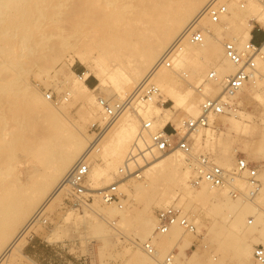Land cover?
I'll use <instances>...</instances> for the list:
<instances>
[{"label": "bare ground", "instance_id": "6f19581e", "mask_svg": "<svg viewBox=\"0 0 264 264\" xmlns=\"http://www.w3.org/2000/svg\"><path fill=\"white\" fill-rule=\"evenodd\" d=\"M61 1L63 0H55L50 5L47 19L50 25L57 27V30L63 31L73 18L80 19L79 22L82 25L93 28L98 25L103 27L102 30L98 27L93 33L97 34L94 44L89 39L82 41L81 47L73 52L71 62L75 60L89 68L98 86L107 89L111 97L116 98L117 101L128 96L133 97L140 86L149 80L155 83L160 93H163L176 107L181 98L174 90V77L188 63L193 64L192 70L196 72L208 67L215 71L216 79L210 81L212 84H207L209 89L206 87L214 95L221 92L225 77L236 70V67L224 57L223 43L220 41V38L221 40L224 38L221 31L227 28H219L218 25H222L225 17L234 15L233 7L243 9L247 0L239 6L236 0H219L226 7V13L220 16L219 23H211L208 18L202 16L210 0H78V5L71 15L66 14L67 11L62 7ZM246 7L250 14L248 19L251 18L256 23H264V8L260 0L249 1ZM36 9H38L36 0L34 2L0 0V66L26 56L25 53L17 52L15 49L25 46L24 40L27 32H19V29L12 24L16 23L20 17L27 18L28 13ZM33 18L32 22H35L37 17ZM195 21H198L199 27L203 29L202 43L199 45L182 43L171 69L161 68L153 71V67L160 61L163 53ZM253 27L254 25L247 20L243 22L241 32L232 28L231 33L238 40V42H232L238 48L241 47L250 38ZM94 35H91V38H95ZM2 39L8 40V43L2 45ZM11 39L12 41H9ZM6 46L9 47L5 48ZM205 57L212 62L221 61V67L203 63L202 60ZM261 70H264V58L256 60L255 69L247 83L252 78L256 89L264 91V75L260 73ZM23 75L24 70H21L16 74H10L6 79L0 78V85L10 81L11 78L18 79L15 94L22 97L20 101L14 93L9 94L0 86V113L2 114L0 117V264H14L16 260L18 261L29 236L28 232H24L27 223L39 211L52 208L61 201L63 196L67 197L66 175L78 158L88 152L97 141L96 148L89 156L87 182L90 189L95 191L105 188L103 186L112 180L111 174L119 171L118 166H125V158L128 154L133 155L135 151L133 144L140 151L148 149L143 154L139 152V156L135 159L138 165H142L141 168L137 166L138 170L142 169L140 173L132 174L133 178L142 179L135 191L143 192L157 185L159 195H168L177 199L173 205L179 206L197 227L200 223L199 218L187 212L189 207L203 205L216 213L224 211L223 220L217 224H214L216 221H212V227L208 229L209 233H213L218 238V249L222 252H231L237 258V264H256L251 255L252 244L264 246V218L260 212L253 213L255 224H253L254 219L248 220L250 226H247L244 218L248 213H252L251 207L248 204H241L238 196L233 197L228 189H209L205 185L196 189L192 188L188 182L190 174L191 176L193 174V171L191 173L189 171L188 157L178 148L158 155L154 154L155 151L148 148L150 130L144 132L140 128V132L136 134L138 132L137 119L131 118L126 111L111 126L106 127V133L104 132L105 135L103 134L101 140H99L100 136L91 141L90 137L70 124L65 113L58 106L56 109L50 108L48 102L30 87ZM35 77L37 78V75ZM86 77L87 74H85ZM78 83V87L73 91H67V95H72L73 99H71L76 103L79 101L82 106L85 103L86 106H91L94 101L90 99L89 94L95 89H89L83 82ZM247 83L241 89L246 87ZM253 97L258 96L253 94ZM62 100H65L64 97ZM107 101L111 100L108 98ZM152 103L154 102L135 105V111L130 112H135L142 121H149L151 128L153 125V127L158 126L163 129L172 121V113L169 108L161 110ZM23 106L28 111L34 110L37 114L41 126L47 132L42 137L24 138L25 123L29 120V116L25 114ZM152 110L156 112L154 121L141 118L140 115L149 118ZM197 114L199 113L196 109L189 106L185 118H195ZM230 114L229 124L232 132L229 131L234 134H246L248 126L243 123L246 120H242L238 114ZM211 120L208 126L211 125ZM202 129L205 128L190 133V136ZM205 135L209 139L214 138L212 131L206 130ZM261 136L256 152L264 155V135ZM143 146L145 148L142 149ZM142 157H145V161L142 160L144 164L140 160ZM92 158L94 164L91 166ZM211 159L213 163L222 168L228 167L227 161L217 164L218 162ZM185 162L188 167L184 166ZM127 167L129 171L124 177L131 176L133 165L129 162ZM114 183L118 188V182ZM235 183L240 189L243 181L237 180ZM126 185L128 187V184ZM175 185L182 190L172 189ZM168 188L171 190L169 193H167ZM94 200L102 202L97 195ZM159 200L162 201V198L160 197ZM88 208L94 215H101L105 221H110L108 218L115 211L113 206H108L102 213H98L97 208L93 206H88ZM125 217L126 215L120 221H125ZM155 224V221L145 217L136 228L135 235L142 243ZM241 228L253 230L257 234L251 240H247L240 237ZM183 235L184 232L174 226L168 234L159 236V242H155L160 248L155 249L156 255L164 256L172 244ZM140 249L136 248L129 256L130 261L139 264H158L155 259H150ZM182 257L179 258L185 264L184 261L188 257L185 253H182Z\"/></svg>", "mask_w": 264, "mask_h": 264}, {"label": "rangeland", "instance_id": "374dc122", "mask_svg": "<svg viewBox=\"0 0 264 264\" xmlns=\"http://www.w3.org/2000/svg\"><path fill=\"white\" fill-rule=\"evenodd\" d=\"M54 1L55 0H36L38 9L30 11L27 18L20 17L16 20V23L12 24L16 29H19V32H27L24 40L25 46L20 49H15L17 52L20 51L25 53L26 56L2 64L0 66V78L6 79L10 74H16V72L24 70L23 76L26 78L30 87L35 90L42 99L48 102L49 107L56 109L58 106L59 109L65 113L72 126L78 128L79 131L90 137L91 141H94L96 131H94V128L91 126L94 123L99 126L105 125V120L102 118L101 108L97 103V98L100 97L104 100H108L109 98L111 101L117 100L111 97L107 89L98 86V82L89 68L81 65L75 60L71 62V59L73 58V52L81 47L82 41L89 39L94 44V41L97 39V34L94 35L93 33L97 31L98 27L101 28V30L103 27L98 25L95 26L96 28H93L91 26L82 25L79 22L80 19L73 18L65 26L63 31L57 30V27L50 25L47 20L50 12L49 7ZM247 1L246 5L252 0ZM30 2H34V0H30ZM236 3L239 6L240 3L244 4L245 1L236 0ZM61 4L62 7L66 9V14L71 15L78 5V0H63ZM246 5H243V9L241 7L239 9L233 7L234 15L225 17L222 20V25H218L219 28H227V30L223 29V31H221L222 37H224V40L220 38L222 43L229 39H231L229 41L238 42L236 36L231 33V30L233 28L241 32L243 22L247 20L254 25L251 30L253 37H255L256 40H260L261 32L257 31L256 28H264V23H256L254 20H251V18L248 19L247 17H249L250 14L246 9ZM241 13L242 15H240ZM33 17H37L35 22H32L34 19ZM253 29L255 31H253ZM91 35H94L95 38H91ZM9 41H12V39ZM6 43H8V40L2 39V45ZM8 47L9 46H6L5 48ZM202 61L203 63H209L211 66L216 65V67H221L222 65L221 61L216 60L212 62L208 60V57H205ZM192 69L193 64L188 63L184 69L181 72L179 71L178 75L174 77L173 87L181 98L178 106L174 107L173 103L163 93H161L158 102L152 103L161 110L164 108L170 109L172 121L167 124V130L169 132H172L171 129L174 127H176V130L180 127L181 119H185L189 106L194 107L197 113H199V98L194 88L201 82L211 68L208 67L199 72L193 71ZM182 72L187 74L186 78L181 77ZM260 73L264 75V70H261ZM85 74H87L86 78ZM35 75H37V78ZM78 77L82 78L80 79ZM17 80L11 78L10 81L0 86L7 90V93H14L21 101L22 97L19 94H15ZM78 82L85 83L89 89H95L94 92L89 94L91 97L90 99L94 101V104L92 103L91 106H86L85 103V107H83L84 105L82 106L79 101L76 103L72 100V95H67V91H73L78 87ZM208 83L211 82H207L204 85V93L208 97L217 96L208 90ZM206 87L208 89H206ZM6 88H10L11 90L9 91ZM48 93L52 95L51 101L46 100L45 94ZM253 94H257L258 97H253ZM63 97L65 100H62ZM57 98L61 100L58 102ZM229 103L232 105V109L228 114L211 120V125L206 126L205 129L200 130L198 133H194L192 136H189V138L191 139L192 155L194 157L204 154L210 155L209 157L213 158L215 162H218L217 164L227 161L228 167L225 166L224 168L232 169L236 157L241 156L245 158L246 161L256 166L258 178L262 183V187L254 198L248 199L244 196L247 193L244 182L241 183L240 189L237 187V183L235 184L237 189L242 193L241 196H238L240 203L248 204L251 207L252 213H248L244 218V221L248 224V220H253L254 214L257 212H260L262 218H264V155L256 152L257 143L261 140V135H264V91L261 89L257 90L254 80L251 78L246 87L229 98ZM17 109L20 113V107ZM23 110L25 114L29 116V120L25 123L24 138H38L46 134L47 132L44 130V127L41 126L34 110L30 109L31 111H28L26 108ZM126 112L131 118L135 117L134 119H137L136 124L138 132L136 134H138L140 132L142 120L139 119L135 112ZM230 113L238 114L242 120H246V122H243L248 126L246 134L231 133L232 131L229 124V118L231 117ZM1 115L0 113V117ZM149 115V118L143 117L142 115L140 116L144 120L154 121L156 119L155 110H152ZM159 129L158 126L153 127L152 125L150 132ZM105 130L106 128L104 129L106 133ZM206 130L213 132V139H209V137L205 135ZM104 132L101 133L100 140L103 138V134L105 135ZM132 146L134 148L135 144ZM143 148L144 146L142 149ZM135 153L136 151H134L133 155ZM95 154L94 156H96ZM154 154L158 155L160 153L154 152ZM127 157L125 159H127ZM143 159L145 161V157L140 158L142 164H144L142 161ZM188 159L190 170L189 168L186 169L191 173L194 160L190 157H188ZM93 161L94 159L91 161V166L94 164ZM137 166L141 168L142 165ZM137 166L131 168V176L129 177H124L126 174L121 175L118 172L111 174L112 180L106 186H103L107 187L114 182H118L117 189L121 194L119 203L121 206L120 208L115 204H104L99 200H94L89 205L97 208L99 211L98 213L104 212L108 206H113L115 211L114 214L108 218L110 221L103 220L101 215H94L89 208L83 209V211L63 209V200L65 199L63 196L61 201L54 207L45 210L48 214V221L50 224L47 228L39 227L34 231L32 239H27L26 244L21 250V255L18 257V261L16 260L17 262L15 261L14 264H78L80 260L83 259H85L86 264H139L129 260V256L136 248H140L139 245L142 243L139 237L135 235L136 228L142 223L145 217H149L151 220L155 221V212L163 207L175 204L177 199H173L168 195H159V187L157 185L143 192L140 190L135 191L137 186L142 182V179L132 177L142 170H138ZM184 166L188 167L186 162ZM118 168L120 167L118 166ZM133 170L138 172L136 173ZM89 182L91 181L89 180ZM126 184H128V187H126ZM172 189L178 191L179 188L175 185L172 186ZM167 190V193L171 192L169 188ZM160 197L162 201L159 200ZM115 212L117 213L115 214ZM187 212L192 216L197 215L199 218V226L197 227V225H195L196 234L190 235L184 233L181 238L177 239L172 244V246L176 243L178 244L179 257H182V253H185L188 257V259L184 261L185 264H237V258L231 252L220 251L218 249V238H216L213 233L208 232V229L212 227V221H216L214 224L222 221L225 212L216 213L203 205L189 207ZM206 212L209 215L206 214ZM125 215V221H120ZM113 222L114 224H112ZM253 224H255V219ZM247 226H250V224ZM154 227L155 225L152 227L151 231L147 233L146 239L153 233ZM239 234L240 237L251 240L257 233L250 229L241 228ZM159 240L156 242H159ZM191 244H193V247L190 251H186ZM253 246H255V244H252V248ZM155 249H160L158 243H155ZM141 252L144 253L142 250ZM156 256L155 260L157 262L163 257L157 256L158 258H156Z\"/></svg>", "mask_w": 264, "mask_h": 264}, {"label": "built area", "instance_id": "2783aa9c", "mask_svg": "<svg viewBox=\"0 0 264 264\" xmlns=\"http://www.w3.org/2000/svg\"><path fill=\"white\" fill-rule=\"evenodd\" d=\"M243 5V3H240ZM262 8H264V0H260ZM226 13L224 3L219 0H210L207 4L202 16L208 18L211 23H219L220 16ZM261 32L260 40H256L251 36L241 47L232 41L223 42L224 57L236 67L233 74L225 77L221 93L215 97H208L204 93V84L216 79L214 70H209L201 82L194 88L199 98V114L195 118L181 119L179 130L173 128L172 132L167 130V125L163 129L149 132V149H153L158 153H165L174 148H178L185 156L194 160L193 174L189 179V185L192 188H199L205 185L209 189H228L233 197L241 196L242 193L236 188V181L242 180L247 188V193L244 195L248 199H252L259 192L262 183L258 178L256 166L246 161L245 158L237 156L234 166L231 170H226L215 163L208 155H192L190 133L198 129L208 126L209 121L216 119L219 116L228 114L232 105L229 103V98L235 95L249 80L251 73L255 69L256 60L264 58V28H256ZM203 40V29L199 27L198 21L190 24L185 31L170 45L163 53L160 61L155 64L153 71L161 68L171 69L173 61L181 49L182 43L186 42L193 45H199ZM182 78H186V73H181ZM82 78V77H78ZM161 96L158 86L148 81H145L137 93L132 97L128 96L120 101H107L100 97L97 98V103L101 108V114L105 125L99 126L93 124L95 138L98 139L101 133L107 126H111L117 118L125 111H135V105L146 104L148 102H158ZM47 100H52L50 93L45 94ZM151 123L142 121L141 131H149ZM100 140V139H99ZM98 141L92 145L88 152L80 156L71 167L69 173L65 177V185L67 187V197L63 200V209L81 210L88 209V206L97 197L104 204H115L120 206L121 194L115 183L109 186L92 190L88 186V173L90 164V154L96 148ZM145 148V147H144ZM136 155H129L125 161V166L119 168L118 173L125 175L129 170L127 164L130 162L133 166H137L136 157L145 151H140L136 145L134 147ZM140 152V153H139ZM155 227L152 235L147 238L141 245V250L151 259H155L156 250L155 242L159 236L168 234L172 227H178L184 233L195 235L196 226L192 220L182 212V210L174 205L163 207L155 212ZM48 214L41 210L38 214L30 219L27 223L24 232H28L27 239L31 240L34 231L39 228H47L49 225ZM193 247L191 244L186 251H190ZM179 253L178 244H174L172 248L162 257L158 264H183L177 257ZM252 258L256 264H264V246L255 245L252 248ZM78 264H86L85 259L80 260Z\"/></svg>", "mask_w": 264, "mask_h": 264}]
</instances>
